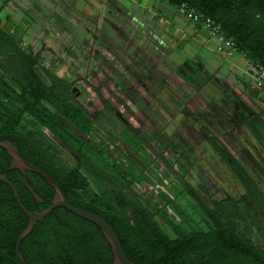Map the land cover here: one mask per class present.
Instances as JSON below:
<instances>
[{
  "label": "rangeland",
  "instance_id": "obj_1",
  "mask_svg": "<svg viewBox=\"0 0 264 264\" xmlns=\"http://www.w3.org/2000/svg\"><path fill=\"white\" fill-rule=\"evenodd\" d=\"M2 11L0 3L3 21L0 56L14 54L16 46L23 47L25 52H32L30 49L33 48L39 50L34 44V47L29 45L33 41L32 33H39L34 25L44 17L42 10ZM174 16L179 17L176 12ZM54 25L53 30L56 23ZM113 28L114 31L107 35V43L98 28H94L91 40L81 42L84 44L79 47V56L71 53V41H58L57 45L50 42L43 48L37 73L46 84L49 81L41 68L66 77L71 94V99L66 102L53 98L52 104L38 100L35 106L29 105L21 99L13 76L0 68L4 98L0 101V117H5L6 105L11 107L13 115L18 117L17 130L39 135L50 147L49 152L58 165L78 172L83 179V186L78 191L83 203L102 211L110 208V195L105 187L80 165L82 158L87 157L123 185L125 192L145 204L155 222L170 237L207 230L205 218L186 193L182 181L189 184L210 208L214 202L237 200L244 195L238 179L221 158L225 150L249 174L264 197V152L240 120V114L246 108L264 120V92L252 85L253 76L242 75L239 85L237 76L224 70L221 73H197L191 72L190 66L180 65L178 73L160 72L158 65L146 57H126L132 42L125 35L124 27L114 25ZM121 39L128 40L123 42ZM214 43L211 39L203 47L191 42L176 48L177 62L179 59H198L201 53L209 62L207 66L222 63ZM105 46L113 49L112 56L105 53ZM62 50L69 52L68 57L62 56ZM141 62L147 64L141 66ZM75 63L80 66L79 74L73 69ZM145 67L148 69L144 70ZM148 70L154 72L148 73ZM151 74L158 79L157 83L165 82L160 97L168 92L174 97L170 110L160 106L161 115L156 116V121L143 120L140 113L137 115L142 109L141 100L133 98L142 91L138 82L151 86L145 82L146 79L150 81ZM5 82L15 88L8 89ZM246 85L249 88L243 87ZM147 88L149 93H154L152 87ZM159 100L156 97L153 106L161 102ZM153 106L148 105V111H152ZM64 112L73 114L76 122ZM51 115H55L64 127L49 123L48 116ZM151 126L156 129L153 131ZM262 226L264 233V222ZM251 238L255 246L264 249V243L256 233Z\"/></svg>",
  "mask_w": 264,
  "mask_h": 264
},
{
  "label": "trees",
  "instance_id": "obj_2",
  "mask_svg": "<svg viewBox=\"0 0 264 264\" xmlns=\"http://www.w3.org/2000/svg\"><path fill=\"white\" fill-rule=\"evenodd\" d=\"M176 8L182 4L202 12L219 24L221 31L234 42V51L251 66L264 68V0H166ZM40 55L16 46L12 55L0 56V68L9 72L18 84L21 99L29 105L38 100L52 104L53 98L71 99L70 84L64 77L41 68L49 84L37 73ZM196 72V71H194ZM8 89L15 87L5 82ZM0 85V101L3 102ZM60 97V98H59ZM14 104V100H11ZM22 101V102H23ZM35 106V105H34ZM0 117V140H8L30 163L39 167L60 185L68 202L100 216L113 229L127 258L135 264H264V249L255 246L256 233L264 243V197L256 183L225 150L222 160L238 179L244 195L224 199L208 207L186 182L182 185L207 222V230H196L168 236L155 222L152 212L141 201L125 192L113 176L82 158L81 167L110 195L106 211L83 203L78 191L83 179L76 170L55 162L50 147L37 134L17 130L18 117L6 105ZM76 122L73 114L64 112ZM247 131L264 152V120L249 108L240 114ZM48 122L63 126L55 116ZM48 125V124H46ZM64 127V126H63ZM216 149V147H214ZM11 159L0 148V174L14 185L23 206L29 211H42L50 205L53 188L36 173L10 169ZM25 181L43 200L37 202ZM28 224V218L17 205L10 187L0 182V264H19L15 242ZM25 264H111L113 256L99 228L64 208H55L37 221L32 232L20 243Z\"/></svg>",
  "mask_w": 264,
  "mask_h": 264
},
{
  "label": "crops",
  "instance_id": "obj_3",
  "mask_svg": "<svg viewBox=\"0 0 264 264\" xmlns=\"http://www.w3.org/2000/svg\"><path fill=\"white\" fill-rule=\"evenodd\" d=\"M0 3L1 11L12 10L18 12L21 10H33L35 8L42 10L45 18L39 17V19L37 17L40 23L35 24L34 27L39 33H32L33 41L29 45L31 47L34 44L36 47H39V50H36V48L30 49L32 52L39 53V55H42V52H44L43 48L46 45L48 47L50 42H55L54 44L57 45L58 41L62 43L71 41L73 46V52L71 53L73 56H79V47L81 44H84L81 42L91 40V35H94V28H98L100 33H102L100 35L104 36L107 43L109 39L107 35L111 31H114L113 27L116 25L120 28L121 26L125 28L124 33H126L125 35L132 42L129 45L130 51L129 48L128 50L126 49L129 52L125 56L132 57L133 55H139L146 57L158 65V71L160 72L167 74L169 72L178 73L180 65L183 67L190 66L191 72L196 71L197 73L201 71L221 73L224 70L226 73H234L238 78L239 85H241L240 79L242 75L250 74L251 77L253 76V73H250V71L254 72V67L242 56L232 50L219 53L217 51L218 43L216 39L207 31L196 26L186 16L180 14L178 9L168 4L166 0H0ZM155 9L158 12H155ZM174 11L179 17L174 16ZM2 22L0 18V26ZM55 23L56 29L53 30L52 27L55 26ZM211 39L215 42V49L217 54L220 55L222 63H211L210 66H207L209 62L205 61L201 53L198 59H179L177 62L178 57L175 56L174 52L176 48L183 47L191 42L197 47H203ZM121 40L127 42L128 39ZM21 48L23 49V47ZM51 50H55V48ZM112 50L105 46L106 54L112 56ZM138 50H140L139 53ZM67 53L69 52L62 50V56L68 57ZM166 62H169V64H166ZM146 64L147 62H144V64L141 62V66ZM79 67V64H73V69L78 74L80 71ZM147 67L144 70L148 69ZM154 71L150 72L148 70V73H153ZM150 77L148 78L150 81L145 78V82L151 86H146L144 82H138L141 83L140 87L142 91L133 98L135 99L136 97L141 100L140 105L142 109L137 112V115L140 113L143 116V120L156 121V116L161 115L160 106L163 105L166 106L164 107L165 109H169V106L173 105L171 101L174 100V97L169 92L165 93L163 98L160 97L164 93L165 82L163 84L162 82L157 83L158 79L153 74ZM252 85L254 86L253 82ZM147 87H152L154 93H149ZM243 87L247 88L248 86ZM250 91L252 90L250 89ZM156 97L161 102L153 106L154 103L152 104V102ZM175 102L180 104L179 100H175ZM255 102H257V99ZM182 104L184 102H181ZM148 105L153 106L152 111H148ZM155 129L156 127H152L153 131ZM168 133L170 134L171 132L168 131Z\"/></svg>",
  "mask_w": 264,
  "mask_h": 264
},
{
  "label": "water",
  "instance_id": "obj_4",
  "mask_svg": "<svg viewBox=\"0 0 264 264\" xmlns=\"http://www.w3.org/2000/svg\"><path fill=\"white\" fill-rule=\"evenodd\" d=\"M0 148L3 149L11 159L9 167L10 169H18L23 174L25 171L36 173L37 175L42 177L47 182V184H49L54 190L53 198L47 208L42 211H29L21 203L14 185L6 178L5 175L0 174V182H3L10 187L17 205L28 218V224L26 228L23 229L19 234L14 246L15 257L19 264H25L24 259L19 250L20 243L32 232L36 222L43 220L44 217L50 214L55 208H64L67 211L75 214L76 216L83 218L96 225L110 247L113 256V262L111 264H135L127 258L113 229L106 221H104L100 216L95 213L71 205L66 199L65 194L62 191L58 182L45 171L28 162L19 153L17 147L13 145L10 141L0 140ZM25 185L29 193L37 202H43V200L28 185L27 181H25Z\"/></svg>",
  "mask_w": 264,
  "mask_h": 264
},
{
  "label": "built area",
  "instance_id": "obj_5",
  "mask_svg": "<svg viewBox=\"0 0 264 264\" xmlns=\"http://www.w3.org/2000/svg\"><path fill=\"white\" fill-rule=\"evenodd\" d=\"M177 9L180 14L186 16L196 26L207 31L211 36L216 39L218 43L217 51L219 53H223L225 51L230 50L234 51L233 40L227 38L226 35L221 31L219 24H217L210 17L206 16L202 12L197 11L196 9L190 7L187 4H182ZM253 83L258 90L264 92V68L254 67Z\"/></svg>",
  "mask_w": 264,
  "mask_h": 264
},
{
  "label": "flooded vegetation",
  "instance_id": "obj_6",
  "mask_svg": "<svg viewBox=\"0 0 264 264\" xmlns=\"http://www.w3.org/2000/svg\"><path fill=\"white\" fill-rule=\"evenodd\" d=\"M34 211H38V210H34Z\"/></svg>",
  "mask_w": 264,
  "mask_h": 264
}]
</instances>
